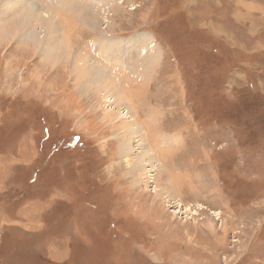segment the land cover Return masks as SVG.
<instances>
[{"label":"rangeland","instance_id":"374dc122","mask_svg":"<svg viewBox=\"0 0 264 264\" xmlns=\"http://www.w3.org/2000/svg\"><path fill=\"white\" fill-rule=\"evenodd\" d=\"M53 1L59 60L0 28V264H264V0Z\"/></svg>","mask_w":264,"mask_h":264},{"label":"bare ground","instance_id":"6f19581e","mask_svg":"<svg viewBox=\"0 0 264 264\" xmlns=\"http://www.w3.org/2000/svg\"><path fill=\"white\" fill-rule=\"evenodd\" d=\"M2 1L3 0L0 1V21H3V23H0V28L3 32V34H2L3 36L9 35V36L16 37V35H19L20 39H19L18 44L26 45L27 42H26L25 38H26V36L30 35L32 37V38H30L31 41H33L32 43H34V45L36 44V47H37V45L38 46L40 45V48L42 51L44 49V51L42 53H43L44 59H46V60L50 59L51 57L54 60H57V59L59 60L61 58L60 56L65 55L62 52L64 47L60 44V40L58 39V36H57L58 32L54 33V31H53V29L55 28L56 25H52L51 20L48 21V20L44 19V17L47 18L50 16L49 12H55L56 13V9L54 10L55 3L53 0H47L48 3L51 4L49 6L51 8H49V11L47 10L48 12L46 11V8L42 9L41 7H39L41 12L42 11L47 12V13H45V15L41 16V17H43L41 19H40V17H38V12H36L38 9L36 11L34 10V8H36V7L38 8V6L34 5L32 2H30V0H15L14 2L10 1V2H6V3H4ZM12 11H14L15 17L13 16ZM5 16H7V18L10 16V19H9L10 21L6 20V22H5L4 21ZM31 20L34 23V26L36 28L33 27L31 30L27 31V30H25V23L24 22H28ZM85 21H86L87 26L92 27L94 25V24L90 23L91 20L88 17L85 18ZM35 22H37V24ZM39 23H41L40 26H41L42 32L39 31ZM50 24L53 27H51ZM101 27L104 30L102 25H101ZM67 31H68V29H67ZM147 41H149V40H147ZM148 44H149L148 47L151 48L152 44H150L149 42H148ZM114 46L116 47L117 45H115V43H114ZM111 49H114V47H112L110 44L109 50H111ZM79 53L81 55V61H83V64L81 65V67H76L78 70V73H77L78 78L80 80H83V82H85L87 84L90 82V85L94 86V89L96 92L103 93V97L106 100H109V98L114 97L113 102L111 103V101H110V105H109V106H111L110 110L112 112H114V114L119 116L120 120L121 119L125 120V122H121L119 124V125H121L120 129L123 130L122 137L124 140H122V141L127 144V148H124L123 156L121 157V160L123 162L122 164H124L127 167L133 168V169L140 167V171L142 172V174L143 173L147 174L146 175L147 177H144L143 180L146 179L147 180L146 183L149 184L150 183L149 180L152 178L153 179V182H152L153 185L155 186V184H156L158 187L159 183L157 184V180H158L157 177H159V175L157 176V174H158V170L160 168L157 170L153 163L149 164L150 160H148L147 157H150V156L145 157V155L150 152L149 147H148V150H146L143 146V143L137 139H136V141L138 143L139 142L141 143V147L139 146V144L136 145L135 141L133 142V144H134L133 147L137 151H138L137 148H142L141 152L134 153L132 151V149L130 147H128L130 145V142H131L130 140H127L128 135H133L136 133L139 134V132L136 131L134 123L127 119V117H128L127 115L129 114V112L126 111L127 107H126L125 99H124L125 96L122 95L120 92V87H119L120 85H119V83L117 84V81H118V79L116 78L117 76L115 78L110 77V75L108 76L106 74L107 72L104 69L102 70L100 68V66L97 65L98 62L93 61V60H91L92 62H90L91 57H89L86 52H85L86 54H84V55L81 54L82 53L81 51H79ZM143 54H144V50H143ZM50 55H51V57H50ZM67 56H71V55L68 54ZM76 77H77V75H76ZM106 93H109L110 97L109 96L107 97ZM129 110H131V112L133 111L131 108ZM130 117H132V116H130ZM146 141H147V139H146ZM145 145L147 147V144H145ZM149 177H151V178H149Z\"/></svg>","mask_w":264,"mask_h":264}]
</instances>
